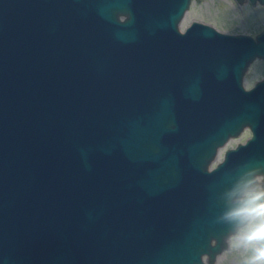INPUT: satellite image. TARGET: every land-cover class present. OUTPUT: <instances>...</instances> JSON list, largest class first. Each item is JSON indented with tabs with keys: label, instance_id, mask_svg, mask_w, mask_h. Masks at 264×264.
<instances>
[{
	"label": "water",
	"instance_id": "water-1",
	"mask_svg": "<svg viewBox=\"0 0 264 264\" xmlns=\"http://www.w3.org/2000/svg\"><path fill=\"white\" fill-rule=\"evenodd\" d=\"M189 2L0 0V264L212 263L243 226L264 27L180 30Z\"/></svg>",
	"mask_w": 264,
	"mask_h": 264
},
{
	"label": "rangeland",
	"instance_id": "rangeland-1",
	"mask_svg": "<svg viewBox=\"0 0 264 264\" xmlns=\"http://www.w3.org/2000/svg\"><path fill=\"white\" fill-rule=\"evenodd\" d=\"M197 20L208 23L216 29L228 33H246L254 35L264 26V4L257 1L250 3L248 0H190L179 22L180 30L184 29L190 21ZM264 76V59H253L246 67L242 85L247 88L252 83ZM250 135L249 129L244 127L236 136L228 138L224 144L217 148L215 156L211 159L209 167L220 161L223 152L228 147H233L237 142H243ZM260 179V176H258ZM242 227V226H241ZM236 232L227 240V246L217 254L212 263H207L204 256L202 264H246L253 255L251 248L238 246Z\"/></svg>",
	"mask_w": 264,
	"mask_h": 264
},
{
	"label": "clouds",
	"instance_id": "clouds-1",
	"mask_svg": "<svg viewBox=\"0 0 264 264\" xmlns=\"http://www.w3.org/2000/svg\"><path fill=\"white\" fill-rule=\"evenodd\" d=\"M225 219L243 225L235 235L238 246L252 249L246 264H264V187L244 191L239 205L226 213Z\"/></svg>",
	"mask_w": 264,
	"mask_h": 264
},
{
	"label": "bare ground",
	"instance_id": "bare-ground-1",
	"mask_svg": "<svg viewBox=\"0 0 264 264\" xmlns=\"http://www.w3.org/2000/svg\"><path fill=\"white\" fill-rule=\"evenodd\" d=\"M255 179H256V180H259V177H256Z\"/></svg>",
	"mask_w": 264,
	"mask_h": 264
}]
</instances>
